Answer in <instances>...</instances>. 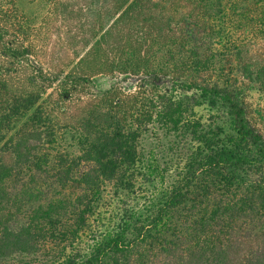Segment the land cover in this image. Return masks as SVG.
Masks as SVG:
<instances>
[{
  "label": "trees",
  "instance_id": "1",
  "mask_svg": "<svg viewBox=\"0 0 264 264\" xmlns=\"http://www.w3.org/2000/svg\"><path fill=\"white\" fill-rule=\"evenodd\" d=\"M0 264H264V0H0Z\"/></svg>",
  "mask_w": 264,
  "mask_h": 264
},
{
  "label": "rangeland",
  "instance_id": "2",
  "mask_svg": "<svg viewBox=\"0 0 264 264\" xmlns=\"http://www.w3.org/2000/svg\"><path fill=\"white\" fill-rule=\"evenodd\" d=\"M21 8L26 12H29L32 7L26 2L22 1L20 4ZM35 11L37 8H33ZM38 12V10H37ZM111 81L107 78L99 77L96 79V84L98 88H106L110 85ZM199 115H203L204 117L207 116V109L206 108H199L197 109ZM183 140L180 137H177L172 132H168L167 130H158L157 135L155 133H149L141 140V146L144 150L145 154L149 151L153 155L156 156L162 162H168L169 159H176L177 161L180 160L181 156V149L183 148L182 145ZM180 153L177 156L175 153ZM171 170L175 168V165H171ZM106 205H104V210L109 213L114 210V200L110 194L107 195Z\"/></svg>",
  "mask_w": 264,
  "mask_h": 264
}]
</instances>
